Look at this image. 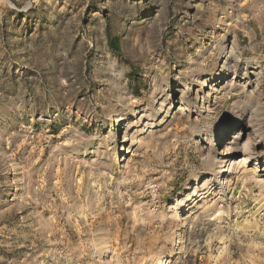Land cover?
<instances>
[{
    "label": "rangeland",
    "instance_id": "rangeland-1",
    "mask_svg": "<svg viewBox=\"0 0 264 264\" xmlns=\"http://www.w3.org/2000/svg\"><path fill=\"white\" fill-rule=\"evenodd\" d=\"M0 264H264V0H0Z\"/></svg>",
    "mask_w": 264,
    "mask_h": 264
},
{
    "label": "bare ground",
    "instance_id": "bare-ground-1",
    "mask_svg": "<svg viewBox=\"0 0 264 264\" xmlns=\"http://www.w3.org/2000/svg\"><path fill=\"white\" fill-rule=\"evenodd\" d=\"M224 75H225V74H224ZM223 77H224V76H223ZM205 85H206V83H205ZM236 133H237V132H236ZM239 133H240V132H239ZM238 138H239V137H237V139H238ZM164 261H165V260H163L162 263H164ZM165 263H166V261H165Z\"/></svg>",
    "mask_w": 264,
    "mask_h": 264
}]
</instances>
